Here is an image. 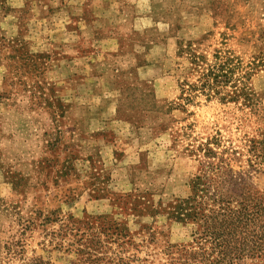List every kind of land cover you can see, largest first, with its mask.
<instances>
[{
    "label": "rangeland",
    "instance_id": "rangeland-1",
    "mask_svg": "<svg viewBox=\"0 0 264 264\" xmlns=\"http://www.w3.org/2000/svg\"><path fill=\"white\" fill-rule=\"evenodd\" d=\"M226 49L264 66V0H0V264H165L188 230L147 206L210 165L264 198V67L248 107L180 99Z\"/></svg>",
    "mask_w": 264,
    "mask_h": 264
},
{
    "label": "trees",
    "instance_id": "trees-1",
    "mask_svg": "<svg viewBox=\"0 0 264 264\" xmlns=\"http://www.w3.org/2000/svg\"><path fill=\"white\" fill-rule=\"evenodd\" d=\"M189 61L197 79L194 84L179 85L184 105L192 103L194 93L206 99L219 97L221 103L242 99L245 106L251 104L246 85L250 76L263 66L262 62L255 60L242 66V61L227 49L215 51L210 61L189 52ZM209 144L199 145L190 154L203 152L204 157L213 159ZM259 157L257 154L255 158ZM207 170L211 173L204 170L189 179L186 197L172 198L164 204L158 200L147 206L151 219L159 218L163 223L188 230L186 243H166L165 255L169 260L165 264H237L243 252L255 264H264V229L260 228L264 224L259 220L264 219V198L248 189L232 197L231 192H226L228 196L221 198L216 194L219 171L213 165ZM149 236L153 243V235ZM230 245H239L236 246L239 252H234Z\"/></svg>",
    "mask_w": 264,
    "mask_h": 264
}]
</instances>
